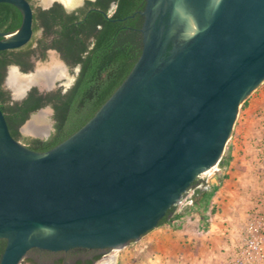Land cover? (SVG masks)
<instances>
[{"label":"water","instance_id":"95a60500","mask_svg":"<svg viewBox=\"0 0 264 264\" xmlns=\"http://www.w3.org/2000/svg\"><path fill=\"white\" fill-rule=\"evenodd\" d=\"M0 2L22 13L17 29L0 31V50L25 45L33 35L29 0ZM140 12V56L68 138L31 149L13 137L0 106V264H21L34 247L121 249L158 227L222 159L241 105L264 81V0H146ZM46 64L39 60L28 75ZM58 77L19 93L6 85L20 100ZM35 114L21 131L49 136L50 128L24 129Z\"/></svg>","mask_w":264,"mask_h":264},{"label":"trees","instance_id":"16d2710c","mask_svg":"<svg viewBox=\"0 0 264 264\" xmlns=\"http://www.w3.org/2000/svg\"><path fill=\"white\" fill-rule=\"evenodd\" d=\"M145 4L146 0H86L84 6L71 11L55 3L34 14V37L21 47L0 50V106L14 138L31 149L47 151L96 113L127 77L141 54L144 16L140 11ZM21 22L22 14L15 5L0 2V31L15 30ZM48 48L57 49L72 68L79 66L71 87L63 92L62 88L42 91L33 86L23 99L12 101L10 90L3 85L8 66L18 64L23 72L32 71V57L44 58ZM47 105L54 109L51 134L47 137L23 134L22 124ZM226 162L223 155L218 166L223 168ZM205 184L204 179L197 178L184 193L186 196L192 190L188 197L192 203H186L180 210L178 203L172 205L158 226L179 220L194 204L205 205L211 196ZM5 245L6 239L0 238V257Z\"/></svg>","mask_w":264,"mask_h":264},{"label":"rangeland","instance_id":"374dc122","mask_svg":"<svg viewBox=\"0 0 264 264\" xmlns=\"http://www.w3.org/2000/svg\"><path fill=\"white\" fill-rule=\"evenodd\" d=\"M61 1L71 7L79 0ZM63 67L65 73L57 78V85L72 82L73 75ZM18 72L23 76L31 74ZM39 87L45 89L43 85ZM245 101L226 145V164L223 168L217 165L199 177L210 190V199L205 205H192L191 211L168 224L186 231L184 235L190 237L186 239L188 245L181 250H167L165 245L151 246L148 236L152 229L139 240L111 250L109 264H230L243 256L244 241L250 233L262 246L261 254L257 249L251 250V264H264V81ZM36 116L50 128L47 108ZM190 195L192 190L178 203V210L192 203ZM164 240L172 239L165 237ZM21 264L27 263L24 260Z\"/></svg>","mask_w":264,"mask_h":264},{"label":"flooded vegetation","instance_id":"af4514ba","mask_svg":"<svg viewBox=\"0 0 264 264\" xmlns=\"http://www.w3.org/2000/svg\"><path fill=\"white\" fill-rule=\"evenodd\" d=\"M29 2H30L31 6H32V9H33V18H34V14H36V12L38 10H47L50 7H52L55 3H61L65 7V9L67 11H71L73 9H76V8H79V7L84 6L86 0H79L77 3H75L71 7L67 6L61 0H29ZM114 5L115 4L113 3L112 6H111V8H113ZM37 35L38 36H41V33H39ZM33 37H34V33L32 35V38ZM51 49L55 50L56 53H57V55H58V57L61 60L64 61L66 70H67V72L70 75H73V79H72V82L69 85H66V84H63V83L61 84L59 82L58 85L56 84L51 89H48V90L47 89H40V88L39 89L42 90V91H50V90H55L57 88H62V91L65 92L73 84V82H74V80L76 78V75H77V73L79 71V66H76V67L72 68L63 59L61 53L57 49H55V48H48V49H46L45 50V54L46 55H45L44 58H41V57H37V58L36 57H32L31 60L34 62V69H35L36 64H37V62L39 60H42L43 61V60H46L47 58H49V56H50V52L49 51ZM11 65H17L20 68V70H21L20 65H18V64H11ZM11 65H9L8 68H7L6 76H5V79H4V82H3L4 87L6 89H8V90H10V89L7 87L6 81H7V77H8L9 71H10L9 70L10 69L9 67H11ZM64 73H65V71L63 73H61L60 75H63ZM10 92H11V90H10ZM11 100L12 101H16L18 99H14L12 97V93H11ZM46 108L50 111V116H51V125H50V134H51L52 130L54 129V126H53V124H54V118H53L54 109H53V107L51 105H47V106H45L43 108H40V109H46ZM39 110L36 111V112H34V113L39 112ZM20 130H21V127H20ZM26 136L38 137V136H31V135H26ZM110 251L111 250L108 249V248L72 247V248L63 249V250H48V249H42V248L34 247V248H32V249H30L28 251V254H27V256H26V258L24 260L26 261L27 264H104L106 261H108L107 259H108V255H109V252Z\"/></svg>","mask_w":264,"mask_h":264},{"label":"bare ground","instance_id":"6f19581e","mask_svg":"<svg viewBox=\"0 0 264 264\" xmlns=\"http://www.w3.org/2000/svg\"><path fill=\"white\" fill-rule=\"evenodd\" d=\"M62 67L63 65L58 61V59L55 56H52L48 64L38 68L37 73L33 75L23 76L15 68L10 69L7 82L16 93L21 92L26 85L36 80L49 85L56 77L60 76V74L65 71L64 67ZM37 117L38 116L30 120L25 125L24 129L31 133H46V124L42 122L41 118ZM104 264H109V261H106Z\"/></svg>","mask_w":264,"mask_h":264},{"label":"crops","instance_id":"0c3cea01","mask_svg":"<svg viewBox=\"0 0 264 264\" xmlns=\"http://www.w3.org/2000/svg\"><path fill=\"white\" fill-rule=\"evenodd\" d=\"M184 229H176L169 226L168 224L163 226H158L152 230V234L148 236V241H152L151 246H161L165 245L167 250H181L188 245L186 239H189V236H185ZM186 232V231H185ZM173 234V235H172ZM166 239H172L171 241H165ZM160 262V261H158Z\"/></svg>","mask_w":264,"mask_h":264},{"label":"built area","instance_id":"2783aa9c","mask_svg":"<svg viewBox=\"0 0 264 264\" xmlns=\"http://www.w3.org/2000/svg\"><path fill=\"white\" fill-rule=\"evenodd\" d=\"M257 249L258 253L261 254L262 246H260V241L251 237V233L246 236L244 241L243 256L236 257L230 264H251V250ZM244 257L246 259H244Z\"/></svg>","mask_w":264,"mask_h":264}]
</instances>
